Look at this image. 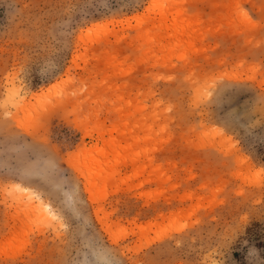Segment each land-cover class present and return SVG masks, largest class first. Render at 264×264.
<instances>
[{
    "label": "rangeland",
    "instance_id": "rangeland-1",
    "mask_svg": "<svg viewBox=\"0 0 264 264\" xmlns=\"http://www.w3.org/2000/svg\"><path fill=\"white\" fill-rule=\"evenodd\" d=\"M0 264H264V0H0Z\"/></svg>",
    "mask_w": 264,
    "mask_h": 264
},
{
    "label": "bare ground",
    "instance_id": "bare-ground-1",
    "mask_svg": "<svg viewBox=\"0 0 264 264\" xmlns=\"http://www.w3.org/2000/svg\"><path fill=\"white\" fill-rule=\"evenodd\" d=\"M63 83L65 82V81H62ZM19 90L17 89H15V88H13L12 90L10 89V93H8V96L10 95V97H8V98H13V100H14V102H15V100L17 99H20L21 100V96H20V93L18 92ZM12 93V94H11ZM12 101V100H11ZM20 103V102H19ZM18 103V104H19ZM25 192V191H24ZM28 192V191H27ZM29 195H32V194H30V192H29ZM29 197V196H28ZM20 199H21V196H20ZM34 199V198H33ZM33 199H31V202H30V208L32 209V210H37V212L38 213H40V214H45V212L46 213H48L49 212V208L48 207H43V205H42V202H39V204H37L35 201H33ZM26 208V207H25ZM24 208V209H25Z\"/></svg>",
    "mask_w": 264,
    "mask_h": 264
}]
</instances>
